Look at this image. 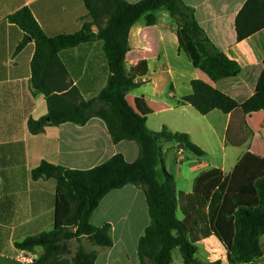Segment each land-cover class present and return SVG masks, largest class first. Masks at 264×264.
I'll use <instances>...</instances> for the list:
<instances>
[{"label": "crops", "instance_id": "0c3cea01", "mask_svg": "<svg viewBox=\"0 0 264 264\" xmlns=\"http://www.w3.org/2000/svg\"><path fill=\"white\" fill-rule=\"evenodd\" d=\"M125 1L136 4L143 0ZM247 1L182 0L194 10L198 25L212 44L239 65L240 72L232 77L211 79L194 68L179 49L178 24L166 11L155 13V25L149 26L143 18L130 30L126 72L130 74L142 64L147 65L148 71L136 80L139 86L127 94L129 105L147 119L150 131L160 132L167 127L173 133L188 134L206 153L202 158L186 157L188 150L175 142L159 141L162 158L159 179L163 181L164 166L176 184L183 182L185 191L180 193L192 194L197 178L211 169H221L226 176L230 175L247 153L264 159L263 111L244 115L238 109L226 115L215 110L202 116L182 103L183 97L192 94L194 80H201L236 100L255 94L261 75L259 68L264 62V29L244 41L237 40L236 18ZM23 8L30 9L51 38L79 32L87 16L83 0H0V264H31L27 258L37 260L42 250L24 252L16 248V243L54 229L56 181L32 179V171L43 161L87 171L118 154L128 163L139 158L138 144L133 141L115 144L105 122L99 118L84 126L65 123L49 126L38 135L29 132V120L46 118L48 106L45 96L35 94L31 83L35 43L30 41L18 50L25 36L9 21L10 16ZM93 32L97 34L98 29L94 27ZM59 57L71 86L79 90L84 100L100 95L110 77L102 41L64 50ZM235 130L237 135L233 133ZM210 155L221 157L223 166L208 165ZM226 162H233L229 171L225 169ZM90 223L97 228L109 225L113 240L109 249L93 246L87 238L75 240L78 247L98 253L95 264H139V242L151 224L142 189L129 185L110 192L93 212ZM260 243L264 252V236ZM198 248L196 258L203 262L225 264L228 258L227 250L215 236L200 241ZM173 264H184L182 255L177 258L173 255ZM250 264H264V254Z\"/></svg>", "mask_w": 264, "mask_h": 264}, {"label": "trees", "instance_id": "16d2710c", "mask_svg": "<svg viewBox=\"0 0 264 264\" xmlns=\"http://www.w3.org/2000/svg\"><path fill=\"white\" fill-rule=\"evenodd\" d=\"M87 16L79 32L48 37L32 12L23 8L9 17L10 23L24 33L18 47L22 50L30 41L35 43L31 83L35 94L46 98L48 115L30 119L28 129L38 135L49 126L73 123L84 126L91 119L103 120L112 141L117 144L133 141L138 144L139 158L128 163L118 154L106 163L87 171L70 170L43 161L32 171V179L56 181L55 226L16 243L18 250L41 255L32 264H95L97 252L79 246L72 253L73 240L87 238L103 249L113 246L111 227H94L93 212L106 195L126 186L142 189L146 196L151 224L139 242V264H173V250L178 248L184 264H222L200 262L196 256L198 243L215 236L228 252L230 264H250L264 254L260 238L264 236V159L247 153L230 175L221 169H211L196 180L192 194L177 193L175 178L163 166V181L158 167L162 158L160 140L175 142L198 158L205 151L185 133H173L164 127L152 132L147 119L128 103L127 94L146 75V64L130 74L125 60L129 51L131 28L141 19L151 26L157 23L158 11H166L178 24L179 49L193 67L211 79L232 77L240 72L239 65L218 50L198 25L194 10L182 0H143L130 4L125 0H83ZM98 33L93 32V28ZM238 41H244L264 29V0H248L236 18ZM94 40L103 42L110 77L100 95L84 100L72 87L68 71L60 60V52ZM256 92L252 97L236 100L201 80L192 81L193 92L182 103L192 106L202 116L218 110L230 114L240 109L244 115L264 112V62ZM49 119V121H47ZM178 208L183 219L177 218Z\"/></svg>", "mask_w": 264, "mask_h": 264}, {"label": "rangeland", "instance_id": "374dc122", "mask_svg": "<svg viewBox=\"0 0 264 264\" xmlns=\"http://www.w3.org/2000/svg\"><path fill=\"white\" fill-rule=\"evenodd\" d=\"M233 133H234L235 135H237L238 131L235 130V132L233 131ZM227 145H228V147H229V143H227ZM185 156H186V157H188V156H189V157H194V154H193L192 152H190V151H186ZM220 158H221V157H219V156H217V157H214V156H211V155H210V156H207L206 163H207L208 165H210V166H218V167H222V166H223V163L221 162V159H220ZM186 163H187V161L185 160V161L183 162V164L186 165ZM232 164H233V162H226V163H225V169H226L227 171H229L230 168H231V166H232ZM175 181H176V180H175ZM176 191H177L178 194L180 193V191H185V187H184V184H183L182 181H177V184H176ZM177 218H178L179 220H182V219H183L182 212H181V210H180L179 208H178V211H177ZM68 244H69V247H70L72 253H75L76 250L78 249V243H77L75 240H73V241H71V242L68 243ZM75 249H76V250H75ZM173 255H174V258H177L178 256L180 257V255H181V254H180V250H179L178 248L175 249ZM220 258H221V256H219V259H220ZM197 260H198V259H197ZM198 261L203 262V261H201V260H198ZM224 262H225V264H230L228 258H225Z\"/></svg>", "mask_w": 264, "mask_h": 264}, {"label": "built area", "instance_id": "2783aa9c", "mask_svg": "<svg viewBox=\"0 0 264 264\" xmlns=\"http://www.w3.org/2000/svg\"><path fill=\"white\" fill-rule=\"evenodd\" d=\"M27 261L32 264L34 262V259L33 258H27Z\"/></svg>", "mask_w": 264, "mask_h": 264}, {"label": "water", "instance_id": "95a60500", "mask_svg": "<svg viewBox=\"0 0 264 264\" xmlns=\"http://www.w3.org/2000/svg\"><path fill=\"white\" fill-rule=\"evenodd\" d=\"M47 121H49V119H47Z\"/></svg>", "mask_w": 264, "mask_h": 264}]
</instances>
